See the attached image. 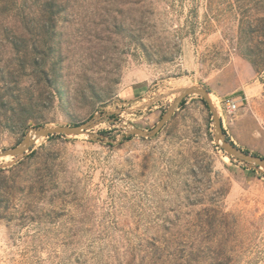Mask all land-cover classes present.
<instances>
[{
  "label": "rangeland",
  "instance_id": "rangeland-1",
  "mask_svg": "<svg viewBox=\"0 0 264 264\" xmlns=\"http://www.w3.org/2000/svg\"><path fill=\"white\" fill-rule=\"evenodd\" d=\"M9 2L0 150L35 127L102 122L97 139L56 134L0 157V264H144L150 237L169 234L190 236V264H264V170L218 146L201 95L155 136L130 131L201 87L226 136L264 156V0Z\"/></svg>",
  "mask_w": 264,
  "mask_h": 264
},
{
  "label": "water",
  "instance_id": "water-1",
  "mask_svg": "<svg viewBox=\"0 0 264 264\" xmlns=\"http://www.w3.org/2000/svg\"><path fill=\"white\" fill-rule=\"evenodd\" d=\"M190 94H199L207 102L208 108L212 113L213 127H214V140L218 146L224 150L229 156H231L235 161L247 165L249 167L263 169L264 170V156L250 153L244 149H241L236 144L232 143L227 139L224 133L221 120L219 118L218 112L213 106V103L209 97V92L205 88L192 87L187 88L179 93L177 98L174 100L173 104L169 110L163 115L161 120L152 130H144L142 128L133 126L130 131L133 135H141L144 137L155 136L163 126L171 119L175 111L179 108L182 100ZM102 122V115L94 116L92 119L82 122L76 125H56V126H39L33 128L32 132L25 137V139L17 146L0 150V157H21L25 156L28 151H31L37 141L43 137H50L52 135H81L88 134L89 136L96 138L94 133L90 132L95 126ZM95 136V137H94Z\"/></svg>",
  "mask_w": 264,
  "mask_h": 264
},
{
  "label": "trees",
  "instance_id": "trees-1",
  "mask_svg": "<svg viewBox=\"0 0 264 264\" xmlns=\"http://www.w3.org/2000/svg\"><path fill=\"white\" fill-rule=\"evenodd\" d=\"M2 1L4 0H1V2ZM15 3L14 0V2H9V5L13 7L16 5ZM23 7L27 8L25 4ZM18 15L22 20L21 12ZM23 20L25 21L24 17ZM47 20L50 22L55 21V14L48 15ZM262 29L264 30V25ZM250 32L253 33L254 29L251 28ZM202 101L208 107L207 102L204 99H202ZM50 137H53V135ZM130 138L131 135L126 137V139ZM227 139L234 143L229 136H227ZM190 242V236H175V234H169L168 236H152L147 241L148 244L144 264H190L192 260L191 247L189 246Z\"/></svg>",
  "mask_w": 264,
  "mask_h": 264
},
{
  "label": "built area",
  "instance_id": "built-area-1",
  "mask_svg": "<svg viewBox=\"0 0 264 264\" xmlns=\"http://www.w3.org/2000/svg\"><path fill=\"white\" fill-rule=\"evenodd\" d=\"M223 106L228 113H233L238 109L239 103L235 97H227L222 100Z\"/></svg>",
  "mask_w": 264,
  "mask_h": 264
}]
</instances>
